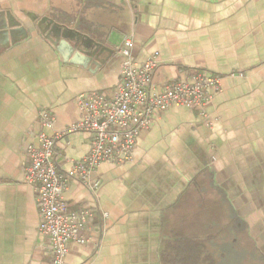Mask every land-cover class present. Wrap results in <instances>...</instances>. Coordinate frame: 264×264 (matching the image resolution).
<instances>
[{
	"label": "crops",
	"instance_id": "crops-1",
	"mask_svg": "<svg viewBox=\"0 0 264 264\" xmlns=\"http://www.w3.org/2000/svg\"><path fill=\"white\" fill-rule=\"evenodd\" d=\"M44 19L43 27L102 45L103 63L64 60L37 28ZM2 29L18 34L0 44V264H50L27 148L42 134L61 135L63 175L88 156L92 136L65 131L82 118L80 94L113 95L127 39L138 63L159 55L158 91L203 72L220 76L221 90L206 117L184 106L156 114L131 162L97 169L96 195L70 182L71 210L90 206L97 217L67 262L172 264L184 238L210 254L183 229H215L208 219L217 217L244 230L264 258V0H0Z\"/></svg>",
	"mask_w": 264,
	"mask_h": 264
},
{
	"label": "built area",
	"instance_id": "built-area-1",
	"mask_svg": "<svg viewBox=\"0 0 264 264\" xmlns=\"http://www.w3.org/2000/svg\"><path fill=\"white\" fill-rule=\"evenodd\" d=\"M132 47V40H125L121 50L124 56L121 81L111 97L93 92L82 93L76 98L82 118L65 133L92 136L91 150L84 160L73 163L64 175L60 173L56 145L61 135L42 134L37 145L27 148L30 165L26 181L38 194L40 231L50 241V264H69L71 244L89 242L84 232L97 217L90 206L71 210L65 200L70 182L79 181L96 195L102 183L95 178L97 169L104 163L131 162L143 130L149 127L156 114L174 106H184L197 108L206 117L208 107L221 90V77L203 72L192 81L175 80L158 91L154 78L160 66L159 55H150L145 62L138 63ZM41 121L52 127L55 119L42 113Z\"/></svg>",
	"mask_w": 264,
	"mask_h": 264
},
{
	"label": "rangeland",
	"instance_id": "rangeland-1",
	"mask_svg": "<svg viewBox=\"0 0 264 264\" xmlns=\"http://www.w3.org/2000/svg\"><path fill=\"white\" fill-rule=\"evenodd\" d=\"M206 221V219H205ZM215 229H183L185 235L205 239L209 255L215 264H264V258L255 249L251 238L244 230L230 229L229 219L209 220ZM210 239V240H209Z\"/></svg>",
	"mask_w": 264,
	"mask_h": 264
},
{
	"label": "water",
	"instance_id": "water-1",
	"mask_svg": "<svg viewBox=\"0 0 264 264\" xmlns=\"http://www.w3.org/2000/svg\"><path fill=\"white\" fill-rule=\"evenodd\" d=\"M45 24V19L41 23L37 24V28L44 34L48 33V39L56 48V50L62 55L64 60H71L73 58V63L80 64L84 67L90 65L95 61L99 64L103 63L101 59V50H103L102 45L82 40V37L76 38L70 34V30L66 28L57 27H43ZM19 26V24L17 25ZM14 28V27H12ZM25 36H28V30H24ZM18 31H5L1 30L0 32V44L3 40L7 41L8 37H12L13 43H16V35ZM96 64V63H95Z\"/></svg>",
	"mask_w": 264,
	"mask_h": 264
},
{
	"label": "trees",
	"instance_id": "trees-1",
	"mask_svg": "<svg viewBox=\"0 0 264 264\" xmlns=\"http://www.w3.org/2000/svg\"><path fill=\"white\" fill-rule=\"evenodd\" d=\"M180 241H177L178 249L174 247V252L177 253L178 256L182 255V260L178 259L172 264H212L209 263L213 262L212 256L205 252L201 245H197L185 238L181 242Z\"/></svg>",
	"mask_w": 264,
	"mask_h": 264
}]
</instances>
